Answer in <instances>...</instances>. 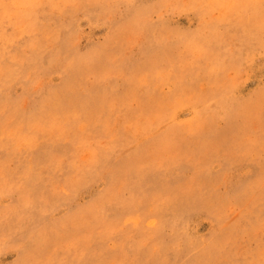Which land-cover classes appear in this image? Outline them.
<instances>
[{
	"label": "rangeland",
	"instance_id": "374dc122",
	"mask_svg": "<svg viewBox=\"0 0 264 264\" xmlns=\"http://www.w3.org/2000/svg\"><path fill=\"white\" fill-rule=\"evenodd\" d=\"M0 264H264V0H0Z\"/></svg>",
	"mask_w": 264,
	"mask_h": 264
},
{
	"label": "bare ground",
	"instance_id": "6f19581e",
	"mask_svg": "<svg viewBox=\"0 0 264 264\" xmlns=\"http://www.w3.org/2000/svg\"><path fill=\"white\" fill-rule=\"evenodd\" d=\"M41 30V29H40ZM189 40V39H188ZM186 42V41H185ZM194 44V43H193ZM189 46V45H188ZM30 52V51H29ZM37 56V55H36ZM75 75V74H74ZM76 77V76H75ZM71 89V88H70ZM60 97H61V95H60ZM90 108V107H89ZM97 131V130H96Z\"/></svg>",
	"mask_w": 264,
	"mask_h": 264
}]
</instances>
